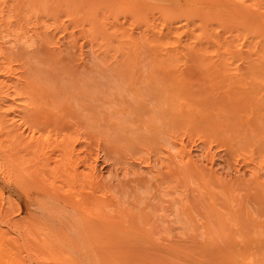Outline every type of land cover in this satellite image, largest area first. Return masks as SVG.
Masks as SVG:
<instances>
[{
	"label": "bare ground",
	"instance_id": "obj_1",
	"mask_svg": "<svg viewBox=\"0 0 264 264\" xmlns=\"http://www.w3.org/2000/svg\"><path fill=\"white\" fill-rule=\"evenodd\" d=\"M50 1L58 6L64 4L60 0ZM128 1L130 0L119 2L120 8H128L134 11L136 7H132ZM174 1L179 5L173 11L158 10L160 15L147 21L146 27L143 29L149 44L154 48H159V54L154 59V64L156 62V66L158 64L162 70L170 71L171 73L166 72L170 76L175 73L173 76L176 78H172L173 82L175 79L177 81L174 82L173 87H171L172 84H169L170 87L167 86L170 89L174 88L170 92L167 91L168 96H166L169 97V104H165L168 101L164 95L166 102L160 101L163 104L159 102L158 107L163 105V109V107L169 106L173 116L174 114L177 116V121L185 122L184 135L195 133L197 139L204 142L210 141V144L205 143V146L211 145L213 138L218 134L216 127L219 126V122L209 128L198 119L201 110L197 105L194 106L195 103L191 104V91L185 85L187 83H184L186 78H183L185 77L183 72L186 71H183V68L187 67H185L186 61L184 62L182 58L186 51L188 52L192 48L195 55L197 54L201 58H197L200 60L198 62L206 67L205 69L199 65L203 71L207 70L210 73V68L211 73H214L213 75L218 74L222 81H226V92H231V89L235 90L232 92L233 95H236L237 91L246 92V96L240 92L236 95L242 94L245 104L247 99L254 100L250 117H247L245 121L249 123L254 120L253 123L257 122V124L259 122L258 125L262 132L257 134L262 133L264 140V0ZM26 2L40 3L43 0H25ZM0 4H3L0 7V264H207L199 255L205 250L204 247L213 256L212 263L208 262L209 264H260L261 258H264V219L254 218L253 213L247 209V221L244 222L240 209L224 206L218 201V193L210 188L206 171L203 170L204 168L199 162L200 159L198 160L194 156L192 148L187 147L188 144H185L187 141H184L183 137L179 138L182 132L179 133V139L177 138L178 134L176 133L178 132H176L175 127L178 123H175L176 125L172 123L173 127L166 128V130L169 131L170 136L176 137L175 139L180 145L178 151H172L175 155L178 153L180 156L179 161L183 166H180L179 171L185 180L195 178L197 186L199 180L203 181V185L198 186L201 197L204 192L205 194L208 193V198L205 194L206 197L202 198L204 203L200 201L198 204L202 209H199L200 212L204 211V219H202L203 216L198 217L199 210L197 214L194 213L193 204H190L189 201V203L186 202L184 197L182 200V196H180L181 211L196 226V231L190 235L194 239V243L196 241L199 245L184 243L186 231L182 228L183 224L181 227L180 224L176 226L175 221L170 222V217L165 219L166 221L170 219L169 226L175 225V228L179 229L178 231L181 232L180 229L182 228L185 232H181L182 235L179 234L181 238L179 242H161L160 238L164 236L166 239L170 233H167V236L165 234L163 236L155 235V223L158 225V222L155 221L152 225L149 222L153 210L151 209L152 202L148 200L144 212L142 215L139 214L144 221V226L142 225L143 228L141 225L135 226V222L140 217L137 219L136 215L132 214V210L120 204L121 202L117 198L118 194L112 191V186L103 179L105 177L98 168L100 153L102 152L101 142L105 140V136L101 140L100 136L98 138L92 134L95 133L94 131L92 133L91 131L90 133L89 131L84 132L82 122H86L87 117L85 118L86 115H82V112L79 113L75 109L76 107L73 110L75 105L73 101L72 103L71 101L66 102L64 113L76 111L77 113L75 112L76 115H74L76 118L80 116L86 120L82 121L75 118V121H71V129L67 127L70 129L69 131H63L60 128L59 130L58 123L52 124L51 121L50 125L44 124L43 119L46 116L43 114L55 118L59 116L62 118L64 115L63 112H60L59 103L55 104L60 99L55 97L56 102L53 101V94L56 95L55 89L48 87L53 90L50 92L45 86L46 83L44 84L45 88L41 80H39L41 84L35 81L34 76L36 75L33 70L34 76H29V70L32 68L26 67L29 65L27 61L24 63L21 61L24 56L17 59L4 50L7 46L3 48L7 38L8 43H14V40L18 41L20 36V39H25L28 42L26 35L30 37L33 31H37V34L38 32L50 34V32L47 28H43L39 14H35V19H33L31 12L20 10L18 15L13 13L16 15L14 18V15L12 17V14H6L8 10L6 6L9 5V0H0ZM69 12L74 14L72 9ZM118 13L116 10L115 14ZM181 19L185 21L182 20V24L176 25V22ZM142 21V18L138 19V22ZM15 25L17 27H14ZM64 28L65 26H63V30ZM95 28V25L87 27L89 33L86 36H92L95 33ZM57 30L59 29L57 28ZM117 31L120 33L121 43H128L135 50L138 48L139 39L137 36L132 32L126 33L125 29L120 31L118 29ZM31 32L32 34H30ZM97 32L99 31L96 28ZM54 36L53 33L52 37ZM4 38H6L5 42ZM50 38L51 36L45 38L48 40L44 39L46 43L48 41L47 45H50L49 41L52 40ZM52 41V46L61 51V40ZM81 54L83 55V52ZM119 60L124 62V59ZM123 62L119 63L122 64ZM180 62L182 65L184 64L183 68H181ZM133 63L136 74H140L141 77L144 76L141 59L138 58ZM24 64L26 65L24 66ZM120 64L119 66H121ZM140 79L139 77L138 81H141ZM182 79L184 82H181ZM135 84L136 82L133 81L132 87H140ZM137 88L135 89L136 92H140L137 91L139 90ZM59 90L60 88L56 92H60ZM179 93H181L180 96H178ZM143 102H145L144 99ZM248 103L247 106L250 109ZM61 104L63 105V102ZM247 106L244 107L247 108ZM124 107L126 112L131 106L129 108ZM63 120L70 123L71 119ZM118 124L123 126V123ZM172 124L170 123V127ZM241 124L244 123L241 122ZM250 128L252 129L251 125ZM91 135L99 139L97 144L95 143L96 150L89 149L91 147L88 148V144L91 145L89 141L91 139L88 140V138H92ZM222 135L220 136L222 137ZM95 137L92 138V142L97 140ZM226 137L228 138V135ZM227 138L224 137V139ZM160 141L162 140H149L151 144L149 146H160ZM145 146L148 147V145ZM235 146L233 143L232 146L227 147L230 148L229 150L233 149L234 152L239 148L238 146L236 150V148L234 149ZM171 147L167 148L169 154ZM254 149L256 150V147ZM263 156H260L261 159ZM210 158L211 168L208 174L213 175L216 173L213 169L214 160L213 157ZM257 158L255 156L254 162ZM259 163L261 168L252 169L250 174L253 173L251 176L258 184H264V179H262L264 175L261 176L260 170L264 167H262L264 158ZM175 197L169 196L165 201L168 200L169 205H172L179 196ZM134 200L135 205L139 207L141 200L138 197H135ZM224 202L229 203L230 199L227 198ZM143 206L144 203L141 207ZM153 214L152 221L157 219L155 213ZM157 215L159 222L162 220L160 224L166 225L165 220L161 218V216L165 218L164 214ZM149 224L150 226H148ZM160 227L158 228L160 229ZM172 227L174 230V226ZM258 228H261V231ZM164 232L166 233V231ZM189 233L190 231L187 232V236ZM201 233L205 234V236L202 235L203 239L199 237ZM186 241H191V238ZM224 243L227 244L226 247L222 245ZM196 246H203L204 249L196 250ZM260 254L263 257H259Z\"/></svg>",
	"mask_w": 264,
	"mask_h": 264
},
{
	"label": "rangeland",
	"instance_id": "obj_2",
	"mask_svg": "<svg viewBox=\"0 0 264 264\" xmlns=\"http://www.w3.org/2000/svg\"><path fill=\"white\" fill-rule=\"evenodd\" d=\"M60 1H63L64 4L58 6L56 4H52L50 0H43V2L40 3H25V0H9V5L6 6L8 13L5 11L7 15L12 14L13 17V13L18 15L17 13H19L20 10H26L33 14V19H35V14H39L40 23L43 25L44 29L47 28L50 34H43L42 32H38L37 34V31H33V34L32 32L30 33L33 36L30 35V37H28L29 35H26L28 42L25 39H20V36L19 38L15 37L20 41L14 40V43H8V38H4V42L6 39V42L4 43L5 46L2 45L3 43L1 45L3 48H6L7 46L4 50L7 53L9 52L10 55L12 54V57L21 59V57L24 56V60L22 59L21 61H23V63L24 61H27L29 65L27 64L28 66L26 67H29V69L32 68L29 70L31 74L28 73L30 77H33L34 75L32 73L35 72L34 74L37 76H34V78H36L34 79L35 81L39 82V80H41L43 86L46 83L45 86L47 87V90L49 88L53 90L55 89L54 92L56 95L53 94V101L56 102L55 97L58 100L60 99L55 103H59L60 112L64 113L66 111L65 105L67 101H71V103L73 101V103H75L73 110L76 109L79 113L82 112V115L85 114V118L87 117V120L80 118V116H77L76 118L74 116L76 115V111H67V114L64 113L62 118L60 116L55 118L53 116L43 114V116H46L43 119V123L46 125H50L49 123L51 122L52 124L58 123V129L60 128L63 131H69L71 129L72 122L75 121V118L77 120L81 119L82 121L86 120V122H82L84 132L89 131L90 133L91 131L92 133V131H94L95 133L92 134H95L98 138L101 137V140L105 136V140L101 142L102 152L100 153L101 155L98 164L99 170H101V173L105 177L103 179L107 180L106 182L108 185L113 187H111L112 191H115L116 194H118L117 198H119V202H121L120 204L124 207L127 206L129 210H132V214L136 215L135 217L137 219L144 212L146 203L148 201L152 202L151 209L153 212L151 211L152 217H150L149 222L152 225L156 221L158 222V225L161 226L159 229V226L155 223V235L163 236V234H165V236H167L166 234L170 233V237L168 236L170 240H167L168 238L165 239L164 236L160 238V241L163 243L181 241L179 234L182 235L181 232L186 231V234H184V243L193 244L194 239L190 234H193L196 231V226L181 211V207L179 205L181 204L180 196H182V200L185 198L186 202L189 201L190 204H193L194 213L196 214L198 210L201 209L198 204H200L202 198H205V195H207L206 198H208V193L205 194L204 192L205 195L202 194L201 197L200 190H198V186L201 187L203 185L202 180H199V184L197 186L195 178L185 180L182 177V173L179 171L180 166H183L182 163H180L181 161H179L180 156L178 153L175 155L172 151H178L177 149L180 145L178 141H176V137L170 136L169 131L166 130V128H172L175 123H178L177 125L175 124V129H177L176 132H178L176 133L178 134L177 138L180 136L179 133L182 132L179 138L183 137L184 141H187L185 142L186 145L188 144L187 147L192 148L194 156L198 160L200 159L199 162L204 168L203 170L207 172H205V174L206 178H208L210 188L218 193V201L223 203L224 206H232L240 209V212L244 217V222L247 221V209L253 213L254 218L264 219V184H258L256 180L253 179L254 177L252 178L251 176L253 173L250 174L252 169H258V167L261 168L259 161L261 162L264 158V150H261L262 148L264 149V140L262 139V133L257 134L262 132L258 125L259 122L258 124L257 122L253 123V120L252 122L250 121L249 124L245 121L247 117H250V110L253 109L252 102L254 100L250 99L251 102H249L250 100L247 99L245 104L243 102L244 99L242 98V94H239L240 97L239 95L236 96L240 91H237V93L234 92L236 95H233L232 93L234 89H231V92H226V81H222L220 75L218 74L216 76L213 75L214 73H211L212 70L210 68V73L207 72V70L203 71V68L206 69V67H203V65L198 62L200 60H197V58L200 57L197 56V54L195 55V51L189 47L190 50L188 49L189 51H186L185 56L182 58L184 62L186 61L185 67L187 68H183L184 64L182 65V60L180 62L181 68H183V71H186L183 72V76H185L183 78H186L184 80L185 82L183 79L181 82L183 81L184 83H187L185 85L191 91V104L195 103L194 106L197 105V107L200 108V115L199 117L197 115V117L200 121H202V124L210 128L219 122V126L216 127V129H218L216 130V132L218 131V134H216L215 138H213L211 145H209L210 141L204 142L197 139L195 133L185 134V136L183 133L185 122L180 120L177 121V116L175 114L173 116L169 106H165L163 109V105H161V109L158 107V103L160 101L163 102V100V103L168 101V103L165 104H169L167 91L169 90L170 92L174 88L170 89L167 86L170 87L172 84L171 87H173L174 82L177 81L175 79L173 82L172 77H174L173 75H175V73L172 72L173 74L170 76V74H167L171 73L170 71L167 72V70H162L161 67L159 68L158 64L157 67L156 62L154 64V59L159 54V48H154L149 44L143 29L146 27L147 21L153 19L154 16L160 15L158 10L173 11L179 3H176L174 0H130L128 3H130L132 7H136L134 11H132L128 8H120L119 2L123 0ZM1 6H3V4H0V7ZM70 9L74 11V17L70 14ZM116 10L119 12L118 14H115ZM16 15H14V18ZM139 18H142L143 21L138 22ZM182 20L183 22L185 21L184 19L178 20L176 25L182 24ZM91 25H95L97 31L99 32L96 33L95 28V33H93V35L95 34L96 36L91 34L92 36L88 35L87 37L86 35L89 33L87 27ZM63 26H65V31L63 30ZM14 27H17V25ZM57 28L59 30L61 28V30L59 31ZM118 29L119 31L125 29L126 33L132 32L138 37L139 46L136 50L131 48L128 43H121L120 33L117 31ZM52 31L55 35L54 37H52ZM50 36L54 41L57 39L61 40V51H59L60 49L58 50V48L52 46V40H50L51 38L49 39L50 45H47L48 41L46 43L45 40L48 39L45 38ZM74 39L76 40V44ZM3 40H1V42H3ZM81 52H83V55ZM138 58L142 61L143 67L141 66V68L142 70L144 68L143 75L145 77H141L140 74H136V71L134 70L135 67L133 62H135ZM119 59H124L125 63L123 60ZM121 61L124 64H120L119 62ZM119 64L122 67L119 66ZM25 65L26 64H24V66ZM199 65L203 68H200L201 66ZM29 71L27 70V72ZM151 72H153L154 75L151 74ZM138 75L141 78V81H138ZM169 78H171L170 81ZM133 81L136 82L135 85L140 87H132ZM182 85L184 84L182 83ZM59 88L60 92L57 93L56 91ZM136 88L139 89L137 91L140 92H136ZM51 89H49L50 92L53 91ZM240 93H243V95L246 96V92L243 91ZM180 94L181 93H179L178 96H180ZM164 95H167V99ZM143 99L145 102H143ZM61 102H63V105ZM247 103L250 104V109H248ZM243 105H246L247 108ZM124 106H127L128 108L130 107L129 111L127 110L125 112ZM74 107L76 108L74 109ZM64 116L67 117L65 118ZM115 118L120 121H116ZM63 119L71 120L69 123V121H65ZM111 120L113 121V124L111 123ZM79 122L81 123V121ZM241 122L244 124H241ZM118 123H123V126H120ZM170 123H173L171 127ZM166 125L168 126L166 127ZM250 125L252 129L250 128ZM255 128L259 130L257 131ZM221 134H223L222 137L220 136ZM217 135H219L221 139H217V137H219ZM225 135H228L229 139ZM93 137L95 136H92V138ZM97 137H95L97 140L94 142H92V138H88V140L91 139L89 140L91 145L88 144V148L91 147L89 149L96 150V142L99 140ZM224 137L228 140L224 139ZM154 139L162 140L163 144L162 141H160V146L152 145L150 147L149 145L151 144L149 143V140ZM139 142L140 144H138ZM230 142L231 144H229ZM232 142L236 145L234 149L236 148L237 150L239 146V151L237 150L238 154L237 151L233 152V149L229 150L230 148L228 147H230V145L232 146ZM205 143L209 144L205 146ZM145 145H148V147ZM167 145L172 146L170 152L171 155L167 150L170 146ZM241 147H243V149H241ZM255 147L256 150H253ZM249 148L250 150L248 151ZM250 151L253 155L251 153L249 154ZM205 152L209 154L211 153L212 156L211 154L209 155ZM242 152L245 153L242 154ZM258 152L261 155H258ZM255 156L256 158L263 156V158H257L254 162ZM210 157H213L212 159L214 160L213 169L216 173L213 175L208 174V171L211 168ZM254 166L256 167L253 168ZM263 166L264 163H262V167ZM260 170L262 172L261 176L264 175V167ZM262 179H264V176H262ZM109 181H111V183H109ZM169 196L179 197L178 199L175 197L176 201L174 204L169 205L167 202L168 200L165 201L169 198ZM135 197H138L139 200H141V202H139V207L138 205H135ZM227 198L230 199L229 203L224 202ZM143 203L144 206L141 207ZM199 212L198 217L203 216L202 219H204V211ZM153 213H155L157 219V214H159V216L164 214L165 218L161 216L164 220L170 217L171 221L170 219L167 220L170 222L175 221L174 223L176 226L177 224H180L181 227V224H183L182 228L185 231L182 230V228L180 229L181 232L178 231L179 229L175 228V225H170V227L168 224L169 221L166 220V225L163 223L165 225H163L164 227L160 224L162 220H160L161 222H159V219L152 221V218L154 217ZM172 218L176 219H173L172 221ZM135 223V226L141 225V228L144 226V221L141 217ZM184 223L186 224L184 225ZM150 224L148 226H150ZM167 226H169L170 229H168L169 227ZM172 226H174V230ZM180 227L178 226V228ZM202 229L200 230L202 231ZM258 230L261 231V228H258ZM164 231H166V233ZM189 231L190 233L187 236V232ZM203 234H199L201 239H203ZM173 236L175 237L173 238ZM203 236H205V234ZM190 238L191 241H186ZM197 243L198 242L195 241L194 245H199V243ZM222 245L224 247L227 246L226 243ZM202 248L203 246H196L195 249L199 250ZM204 248L205 250L199 255L207 264H209L208 262L212 263L213 256L206 249V247ZM260 256L263 257L262 254H260L259 257ZM260 264H264V258H261Z\"/></svg>",
	"mask_w": 264,
	"mask_h": 264
}]
</instances>
